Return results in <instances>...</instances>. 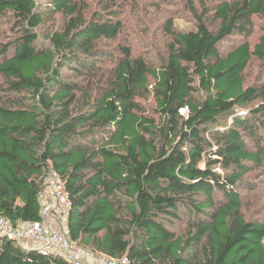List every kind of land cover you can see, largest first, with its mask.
<instances>
[{"label":"trees","instance_id":"16d2710c","mask_svg":"<svg viewBox=\"0 0 264 264\" xmlns=\"http://www.w3.org/2000/svg\"><path fill=\"white\" fill-rule=\"evenodd\" d=\"M99 2L91 12L85 0H0L16 33L0 43V218L41 220L53 169L70 201L67 236L98 255L264 264V220L246 218L239 191L264 172V81L245 86L253 58L264 63V28L254 46L219 50L253 34L264 0H222L191 31L167 20L158 68L130 46L115 52L123 1ZM56 14L65 22L46 45L39 31ZM149 95L157 116L139 102ZM182 207L190 219L178 235L168 225ZM0 264L72 263L0 237Z\"/></svg>","mask_w":264,"mask_h":264},{"label":"rangeland","instance_id":"374dc122","mask_svg":"<svg viewBox=\"0 0 264 264\" xmlns=\"http://www.w3.org/2000/svg\"><path fill=\"white\" fill-rule=\"evenodd\" d=\"M38 2H51L52 0H37ZM125 8L123 21L125 30L118 39L110 42L111 47L118 50L119 46H130L134 56H140L148 60L156 68L160 67L161 57H163L167 44L169 43V33L165 29L167 20H172L176 31H191L196 28V16L205 11H212L216 3L222 0H122ZM86 5L92 12L100 6L99 0H85ZM65 17L56 14L55 18L48 21L40 28V38L43 42L49 39L50 35L60 30L64 25ZM254 31L247 39L243 37L231 38L222 43L219 50L225 55L233 44L249 41L253 46L258 42L264 28V19L259 16L253 18ZM16 33L10 28L8 20L5 17L0 18V43L7 42L14 37ZM105 64L111 65V62L105 61ZM73 74L68 73L71 78ZM264 81V63L255 58L250 62L245 71V86H250L256 82ZM139 102L142 109L151 116L156 115V102L152 95L140 98ZM241 113L247 112L242 109ZM187 111H182L186 114ZM230 121V120H228ZM248 138V136L246 137ZM250 146L255 147V141L249 140ZM246 178L250 182L239 191L245 197L244 213L247 219L264 220V172L250 173ZM255 186V189H251ZM218 199L223 197L221 193L216 195ZM179 219H173L168 228L178 235L185 233L187 222L190 219L188 210L185 207L179 210ZM65 219H58L59 223L66 225Z\"/></svg>","mask_w":264,"mask_h":264},{"label":"built area","instance_id":"2783aa9c","mask_svg":"<svg viewBox=\"0 0 264 264\" xmlns=\"http://www.w3.org/2000/svg\"><path fill=\"white\" fill-rule=\"evenodd\" d=\"M41 220L13 224L0 218V237L16 240L24 247L38 248L53 253L72 264H130L127 257L114 259L98 255L72 241L67 227L58 219H67L70 201L57 172L50 169L44 189L39 195ZM66 222V221H65Z\"/></svg>","mask_w":264,"mask_h":264}]
</instances>
